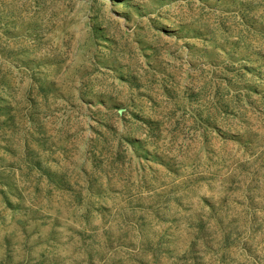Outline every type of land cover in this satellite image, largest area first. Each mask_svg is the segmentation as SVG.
Here are the masks:
<instances>
[{"label": "rangeland", "instance_id": "obj_1", "mask_svg": "<svg viewBox=\"0 0 264 264\" xmlns=\"http://www.w3.org/2000/svg\"><path fill=\"white\" fill-rule=\"evenodd\" d=\"M0 264H264V0H0Z\"/></svg>", "mask_w": 264, "mask_h": 264}]
</instances>
